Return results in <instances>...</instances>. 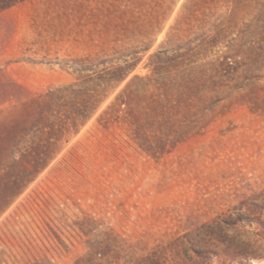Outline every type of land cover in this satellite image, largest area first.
Returning a JSON list of instances; mask_svg holds the SVG:
<instances>
[{
  "label": "rangeland",
  "instance_id": "374dc122",
  "mask_svg": "<svg viewBox=\"0 0 264 264\" xmlns=\"http://www.w3.org/2000/svg\"><path fill=\"white\" fill-rule=\"evenodd\" d=\"M0 264H264V0H0Z\"/></svg>",
  "mask_w": 264,
  "mask_h": 264
}]
</instances>
